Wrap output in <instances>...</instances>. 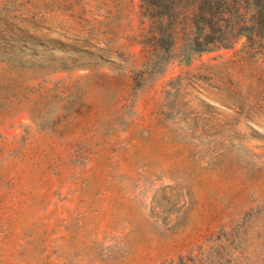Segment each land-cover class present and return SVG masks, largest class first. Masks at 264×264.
Returning <instances> with one entry per match:
<instances>
[{"label": "rangeland", "instance_id": "obj_1", "mask_svg": "<svg viewBox=\"0 0 264 264\" xmlns=\"http://www.w3.org/2000/svg\"><path fill=\"white\" fill-rule=\"evenodd\" d=\"M138 1L0 0V264H264V56L138 79Z\"/></svg>", "mask_w": 264, "mask_h": 264}, {"label": "trees", "instance_id": "obj_2", "mask_svg": "<svg viewBox=\"0 0 264 264\" xmlns=\"http://www.w3.org/2000/svg\"><path fill=\"white\" fill-rule=\"evenodd\" d=\"M143 28L137 35L142 46V70L135 77L145 80L178 58L188 65L193 55L233 50L264 56V0H139ZM241 60H228L226 69L241 67L243 81L219 88L245 118L264 114V80L248 75ZM217 67V66H215Z\"/></svg>", "mask_w": 264, "mask_h": 264}]
</instances>
